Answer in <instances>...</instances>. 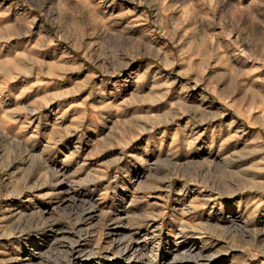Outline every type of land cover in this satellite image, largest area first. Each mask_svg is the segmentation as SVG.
I'll return each instance as SVG.
<instances>
[{
	"label": "rangeland",
	"instance_id": "obj_1",
	"mask_svg": "<svg viewBox=\"0 0 264 264\" xmlns=\"http://www.w3.org/2000/svg\"><path fill=\"white\" fill-rule=\"evenodd\" d=\"M257 9L264 4L250 0H0V153L11 161L0 181L23 189L0 204L23 214L19 226L25 216L57 217L26 242L0 235V264H137L126 238L140 242L146 264H264ZM149 64L155 81L89 95ZM184 83L192 88L180 94ZM197 113L201 152L143 157L128 173L121 145L135 152L145 126L188 131ZM172 169L181 174L156 179ZM217 185L239 189L217 197L225 215L187 213L185 203Z\"/></svg>",
	"mask_w": 264,
	"mask_h": 264
},
{
	"label": "clouds",
	"instance_id": "obj_2",
	"mask_svg": "<svg viewBox=\"0 0 264 264\" xmlns=\"http://www.w3.org/2000/svg\"><path fill=\"white\" fill-rule=\"evenodd\" d=\"M253 6L258 4H264V0H250ZM251 24L254 28L259 30L262 34H264V12H260L257 9V13L253 15ZM151 64L148 67L143 68L140 72H132L129 73L126 77H120L116 79H108L101 80L100 83L95 84L92 90L89 92V95H92V92H97L100 94V99L103 100L106 94H118L123 89H125L132 81H135L136 85L147 80L149 77L152 78L153 81L157 79L159 75V69H156L155 72H150ZM102 71H107L109 74L112 73L113 69L109 66L106 69H102ZM192 88V85L189 83H184L179 86V93L183 94L188 91V89ZM155 91V89H153ZM167 89L160 88V97L164 98ZM209 98L206 96L199 97V103L208 102ZM105 108L109 107L108 105H104ZM89 115H94L92 112H89ZM199 122V116L197 113V119L192 121V127L189 128L188 131H179V132H171L169 133L167 130L155 132L153 131L152 126H145L143 130L148 133V136L142 140L137 146L135 152L126 151V145H121V159L125 160V167L130 174L131 168L135 167L137 163L143 157H147L149 159L159 158L163 156L165 153L167 154V158L171 159L173 157L184 159L193 155L194 153H199L204 147V143L201 142L202 132H198L194 125ZM187 127V126H186ZM211 145H208V148L211 149ZM75 155V153H72ZM65 159H69L68 156H65ZM10 159L7 153H0V171H4L7 169ZM181 174L180 169H172L170 172L165 173L162 176H157L156 179H164L171 180L173 176H177ZM113 180L117 179V175L114 174L112 176ZM188 177L185 175V180L187 181ZM10 185L0 181V196H11L21 195L23 189H15L9 190ZM32 187H35L33 185ZM31 190V188H29ZM211 191L215 195H209L206 197H202L201 200H193L190 203H185L184 208L186 209L188 214L197 215L202 214L203 212H207L210 215L222 216L225 215L228 211L225 203L217 199V197H222L225 195H232L235 191H239L236 188H229L226 185H217L211 189ZM180 194L182 199L186 198L185 189H180ZM178 211V210H177ZM7 212L6 216L4 213ZM21 215L13 212L10 209L4 208L2 204H0V222L8 221L9 217H11V227L6 228L5 231L0 232V235L3 236H15L20 239V242H26L28 236L25 235L27 233L29 236L39 237L42 235L43 231L47 228L51 227V221L56 219L55 214L52 216H44L42 214H38L37 219H33L31 216H25V224L23 226H19L17 222L20 220ZM166 215V211H161L156 213L155 216L160 218L163 222L162 218ZM175 215V213H173ZM158 233H154V236H157ZM92 254H99L92 253ZM211 258V257H207ZM206 258V259H207Z\"/></svg>",
	"mask_w": 264,
	"mask_h": 264
},
{
	"label": "bare ground",
	"instance_id": "obj_3",
	"mask_svg": "<svg viewBox=\"0 0 264 264\" xmlns=\"http://www.w3.org/2000/svg\"><path fill=\"white\" fill-rule=\"evenodd\" d=\"M121 244H124L123 250H125L127 254H130L131 260L135 261L137 264H146V259L144 257L145 252L143 253L142 250L140 251L141 247L139 241H134L131 238H126L124 241L121 242Z\"/></svg>",
	"mask_w": 264,
	"mask_h": 264
}]
</instances>
